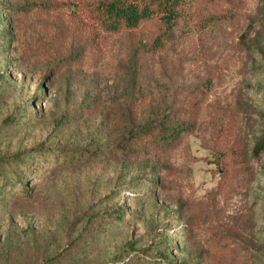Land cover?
Returning a JSON list of instances; mask_svg holds the SVG:
<instances>
[{"label": "rangeland", "instance_id": "obj_1", "mask_svg": "<svg viewBox=\"0 0 264 264\" xmlns=\"http://www.w3.org/2000/svg\"><path fill=\"white\" fill-rule=\"evenodd\" d=\"M106 3L0 0V264H264V0Z\"/></svg>", "mask_w": 264, "mask_h": 264}, {"label": "trees", "instance_id": "obj_2", "mask_svg": "<svg viewBox=\"0 0 264 264\" xmlns=\"http://www.w3.org/2000/svg\"><path fill=\"white\" fill-rule=\"evenodd\" d=\"M106 2L105 13L109 19H113L115 28L121 25H125V27L138 26L139 23L150 17L151 11L149 9L156 4L155 0H148L147 6L140 10L132 3H127V0H106ZM179 5L180 0H159L157 7H162L164 24L169 30L173 29L178 18ZM263 151L264 142H259L255 147L254 155H258Z\"/></svg>", "mask_w": 264, "mask_h": 264}]
</instances>
